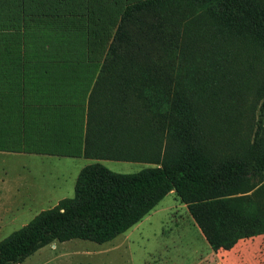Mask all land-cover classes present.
<instances>
[{"label":"trees","instance_id":"16d2710c","mask_svg":"<svg viewBox=\"0 0 264 264\" xmlns=\"http://www.w3.org/2000/svg\"><path fill=\"white\" fill-rule=\"evenodd\" d=\"M108 1L126 5L89 94L84 156L156 166H84L72 197L0 240V264L56 241L107 242L171 190L214 250L264 233V0ZM208 79L226 82L218 97L232 106L235 94H252L254 139L239 147L255 162L252 175L213 158L218 123L208 113L217 110L200 92Z\"/></svg>","mask_w":264,"mask_h":264},{"label":"rangeland","instance_id":"374dc122","mask_svg":"<svg viewBox=\"0 0 264 264\" xmlns=\"http://www.w3.org/2000/svg\"><path fill=\"white\" fill-rule=\"evenodd\" d=\"M125 5V1L108 0H1L0 188L5 193L1 197L4 201H8L9 189L20 187L19 195L10 201H26L30 213L46 209L50 200L62 192L51 190L49 184L59 171V166H54L57 159L47 161L27 151L30 132L40 127L39 111L42 108L46 111L58 92L81 91L84 98L80 101L88 98L86 95H89ZM222 83L224 85H219ZM225 84L224 80L215 79L200 84V92L205 94L206 100L215 102L217 110L210 109L212 113H208L205 109L215 116L213 122L218 123L213 132L216 143L211 142L212 149L217 152L213 158L219 164L231 165L234 170H247V174L252 175L255 162L244 160L239 149L254 139L256 117L251 126L247 119L251 115L247 105L252 103V94L248 90L235 94L232 106L225 95L218 97ZM227 104L230 107H225ZM243 135L246 140L240 139ZM228 136H232V140L225 138ZM101 163L118 173H134L156 166L115 160H102ZM250 175L248 182L252 184L256 177ZM74 186L68 197L74 195ZM172 198L173 195H169L165 200ZM19 228L16 224L0 227V240ZM96 244L99 243L83 239H71L62 244L56 241L51 243L54 249L50 244L45 245L26 257L22 264H46L51 257L52 262L48 264L107 263L104 256L60 254L65 248L94 249ZM117 260L122 262L123 256ZM134 261L143 263L141 258ZM154 264L162 263L154 261Z\"/></svg>","mask_w":264,"mask_h":264},{"label":"crops","instance_id":"0c3cea01","mask_svg":"<svg viewBox=\"0 0 264 264\" xmlns=\"http://www.w3.org/2000/svg\"><path fill=\"white\" fill-rule=\"evenodd\" d=\"M57 94L55 101L46 111L43 108L39 111L40 127L32 129L30 142L26 148L33 157L37 156L47 161L57 159L58 163L54 166H59V171L50 179L49 184L51 190L62 192L50 200L47 208L69 196L84 166L107 160L84 156L89 95H86L88 98L83 102L80 101L84 98L81 91L73 94L67 90ZM19 189L20 187L9 189L8 201H4L1 197L5 193L0 188V227L13 224L22 227L44 210L38 209L36 213L34 211L28 213L27 210L30 211V208L26 201L19 203L10 201L19 195ZM169 195H173V198L165 200ZM96 246L94 249L65 248L60 254L74 252L88 256H104L108 261L103 264H136L135 258H141L142 264H151V260L153 264L154 261L162 264H264V233L240 238L230 248L214 250L191 216L188 205L181 201L174 190L167 193L135 225ZM50 247L52 248L51 244ZM119 256H123L122 262L117 260ZM50 259H47L46 264L52 262L53 257Z\"/></svg>","mask_w":264,"mask_h":264}]
</instances>
